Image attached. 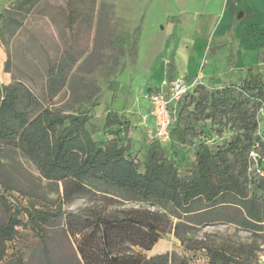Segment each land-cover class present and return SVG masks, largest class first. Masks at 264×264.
Returning <instances> with one entry per match:
<instances>
[{
  "label": "rangeland",
  "instance_id": "1",
  "mask_svg": "<svg viewBox=\"0 0 264 264\" xmlns=\"http://www.w3.org/2000/svg\"><path fill=\"white\" fill-rule=\"evenodd\" d=\"M200 1L0 0V84L23 81L51 108L63 114L82 113L93 136L103 142L123 137L127 155L143 169L149 147L157 144L146 120L147 95L156 66L161 62L167 64L176 78L175 68L169 65L174 45L182 38L184 17L180 10L188 2L193 7ZM180 51L185 53L183 45ZM260 58L263 63L257 70L238 73L227 86L235 97L248 98V106L256 114L259 127L255 134L263 141L257 142L247 155L249 170L264 177V100L246 88L249 80L264 85V50ZM50 61L58 72L56 83L65 78L63 88L55 96L49 90ZM180 78L192 85L175 110V123L182 128L183 137L175 140V144L194 161L204 146L227 147L237 128L225 122V118L207 116L209 110L196 105L201 97L197 89L200 85L209 91L218 87L201 83L198 78ZM229 155L238 168L237 156ZM85 183V192L68 199L62 181L42 178L29 160L0 148V184L8 185L10 194L23 203L19 205L20 218L26 219L27 203L62 209L59 220L48 227L60 244L67 242L65 231L69 225L80 228L83 216L98 212L121 216L122 210L142 208L171 215L174 222L179 220L170 214L171 205L129 199L127 193L99 179H88ZM254 195L264 198V189L256 190ZM4 217L0 206V223ZM192 231L196 238L209 233L232 235L245 242L251 239L249 231L221 222L197 225ZM79 238L80 235L71 237L75 246ZM39 245V236L31 226L19 227L17 240L8 243L9 256L33 258L39 264ZM135 249L148 256L174 252L185 255L192 264H209L205 250H186L174 232L162 233L151 250ZM64 256L70 264H80L71 251ZM261 259L259 264H264V255Z\"/></svg>",
  "mask_w": 264,
  "mask_h": 264
},
{
  "label": "trees",
  "instance_id": "2",
  "mask_svg": "<svg viewBox=\"0 0 264 264\" xmlns=\"http://www.w3.org/2000/svg\"><path fill=\"white\" fill-rule=\"evenodd\" d=\"M50 70L49 90L55 96L65 78L56 83L58 72L51 61ZM246 88L264 100V85L258 81L249 80ZM197 89L201 96L197 107L208 109L209 117L220 116L231 122L237 128L235 138L227 147L200 148L192 161L175 144L183 137L174 119L171 140L165 144L154 138L157 144L149 147L141 169L127 155L123 137L103 142L93 136L82 113L63 114L51 108L23 81L0 84L2 150L29 160L42 178L62 181L68 199L87 190L86 180L99 179L121 189L129 199L171 205L170 214L179 218L174 222L171 215L142 208L122 210L121 216L98 212L83 216L80 228L69 225L65 231L67 242L60 244L48 227L59 220L62 209L27 203L26 219L20 218L19 205L23 203L10 194L8 185L0 184V206L5 216L0 223V264H35L33 258L9 256L8 243L17 240L22 226H31L39 236V264H70L64 256L69 251L80 264H192L188 257L174 252L148 256L135 249H153L166 231L174 232L186 250H205L209 264L261 263L264 198L258 199L254 192L264 189V177L249 170L247 155L263 141L255 134L259 127L256 114L248 106L249 99L244 95L235 97L230 86L209 91L200 85ZM229 153L239 159L238 168ZM217 222L247 230L251 239L245 242L232 235L209 233L201 238L192 236L197 225ZM79 235L75 246L71 237Z\"/></svg>",
  "mask_w": 264,
  "mask_h": 264
},
{
  "label": "crops",
  "instance_id": "3",
  "mask_svg": "<svg viewBox=\"0 0 264 264\" xmlns=\"http://www.w3.org/2000/svg\"><path fill=\"white\" fill-rule=\"evenodd\" d=\"M180 11L184 17L182 38L175 43L174 56L169 60V67L173 65L177 72L176 78L167 64L159 63L150 92L158 89L164 78L183 79L182 76L221 88L238 73L257 70L263 63L260 54L264 50V0H201L193 7L186 3ZM182 45L185 53L180 51ZM149 110L148 100L146 120L152 131Z\"/></svg>",
  "mask_w": 264,
  "mask_h": 264
},
{
  "label": "built area",
  "instance_id": "4",
  "mask_svg": "<svg viewBox=\"0 0 264 264\" xmlns=\"http://www.w3.org/2000/svg\"><path fill=\"white\" fill-rule=\"evenodd\" d=\"M158 89L149 92V113L153 119V138L162 143L171 140V124L179 101L191 88L184 79L164 78Z\"/></svg>",
  "mask_w": 264,
  "mask_h": 264
}]
</instances>
